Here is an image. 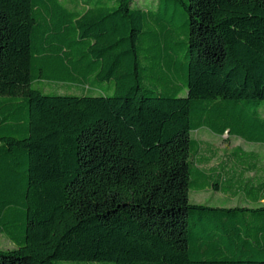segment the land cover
<instances>
[{
	"label": "trees",
	"instance_id": "obj_1",
	"mask_svg": "<svg viewBox=\"0 0 264 264\" xmlns=\"http://www.w3.org/2000/svg\"><path fill=\"white\" fill-rule=\"evenodd\" d=\"M145 2L0 0V264H264L259 154L192 136L264 145V0Z\"/></svg>",
	"mask_w": 264,
	"mask_h": 264
},
{
	"label": "rangeland",
	"instance_id": "obj_2",
	"mask_svg": "<svg viewBox=\"0 0 264 264\" xmlns=\"http://www.w3.org/2000/svg\"><path fill=\"white\" fill-rule=\"evenodd\" d=\"M139 3H142L143 0H136ZM145 5H148V0H145ZM33 87L40 89L42 92H59L63 93L65 90H70V92L75 91L74 88L67 89V87L62 86L58 87L60 91L53 90L55 88L54 85H47L44 82H36L33 83ZM51 89V90H49ZM79 88V92H74L79 94L81 92ZM69 92V91H68ZM192 136L199 140L202 143L201 152L203 156L210 158L209 162L204 165L205 167L216 166L217 163L224 159L227 152L231 151L234 147L240 146L245 150H253L256 151L260 158L262 167L264 170V145L260 143H252L243 140L242 138H236L233 136H227L226 134L222 136L214 135L206 128H200L194 132H192ZM264 172V171H263ZM190 200L195 203H211L217 205H226L233 206L237 204H244V199L240 197H231L225 196L219 192H214L212 190H203L200 192H190L189 194ZM15 248L14 243L3 233L0 232V250H11ZM67 264V263H63Z\"/></svg>",
	"mask_w": 264,
	"mask_h": 264
}]
</instances>
